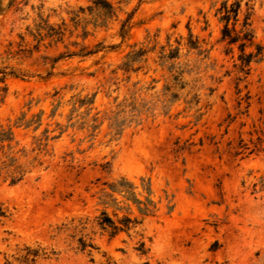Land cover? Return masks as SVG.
Instances as JSON below:
<instances>
[{
    "label": "rangeland",
    "instance_id": "374dc122",
    "mask_svg": "<svg viewBox=\"0 0 264 264\" xmlns=\"http://www.w3.org/2000/svg\"><path fill=\"white\" fill-rule=\"evenodd\" d=\"M103 1L0 0V160L31 170L0 174V264H264V62L239 74L219 21L240 3L264 46V0ZM121 179L152 215L102 201ZM102 212L141 224L110 238Z\"/></svg>",
    "mask_w": 264,
    "mask_h": 264
},
{
    "label": "trees",
    "instance_id": "16d2710c",
    "mask_svg": "<svg viewBox=\"0 0 264 264\" xmlns=\"http://www.w3.org/2000/svg\"><path fill=\"white\" fill-rule=\"evenodd\" d=\"M95 5H106L108 9L111 7L103 0H95ZM241 5L240 3H234L233 5L228 6L227 3L222 5L221 10L219 11L220 23L223 25L221 30V42L226 44L228 48L226 50V55H232L233 49L236 48L239 55L237 57L238 65H235L234 68L237 69L238 73L243 75L244 78H247L251 72L252 64H262L264 62V46L258 45L255 43V37L253 31L251 30V24L249 23L250 16L247 15L244 19L243 24L240 26V29L236 30V25L238 23V17L240 14ZM191 49L198 48L196 44H189ZM138 57L142 56L141 54L137 55ZM173 59V58H172ZM129 67L126 66L125 72ZM175 99V96H172ZM3 143L4 141H0ZM37 154H41L44 151L45 146L37 144ZM34 152V151H33ZM21 157L26 158L27 154L22 151ZM4 160H0V174L4 173L6 175V180L10 181L11 186H15L21 183L24 178L31 173V170L27 166L18 165V160L10 157V155H4ZM37 165V167H42L37 158H34L31 162V166ZM105 169V168H103ZM143 183V191L146 193L147 197L144 201H140L135 194V189L132 184L128 183L124 179H121L112 184H103V188L100 190L102 201L105 200L111 201V203H117V200L113 198L114 195H118L123 198L125 202H130L136 206L140 215L148 217L152 215L155 211V205L150 199L152 192L149 183ZM257 187L260 191L264 190V178L259 181L258 184L254 185V192ZM103 205H106L103 203ZM132 214L128 213L120 220H112L107 216L105 212L100 214V217L94 221L95 227H97L101 232H108L110 238H114L121 233L128 234L137 229L141 224L137 219L131 218ZM116 217V216H115ZM88 219H79L71 220L69 224L62 225V229L66 232H71L69 236L71 240H75L76 237H79L77 240V250L80 252H87V250H94L91 242V239L86 235V231L89 227ZM144 243H140L138 251L141 255L145 253ZM90 252V251H88ZM31 256L33 259L38 257V251H29L27 257ZM27 260V259H26Z\"/></svg>",
    "mask_w": 264,
    "mask_h": 264
}]
</instances>
